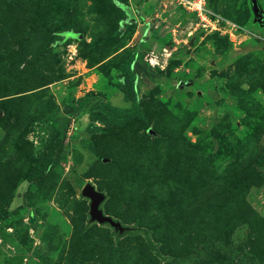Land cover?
Returning <instances> with one entry per match:
<instances>
[{
    "label": "rangeland",
    "instance_id": "374dc122",
    "mask_svg": "<svg viewBox=\"0 0 264 264\" xmlns=\"http://www.w3.org/2000/svg\"><path fill=\"white\" fill-rule=\"evenodd\" d=\"M104 103L126 121L89 132ZM0 264H264L251 0H0Z\"/></svg>",
    "mask_w": 264,
    "mask_h": 264
},
{
    "label": "trees",
    "instance_id": "16d2710c",
    "mask_svg": "<svg viewBox=\"0 0 264 264\" xmlns=\"http://www.w3.org/2000/svg\"><path fill=\"white\" fill-rule=\"evenodd\" d=\"M68 34L69 33H66V35ZM134 60H135V56L131 54L122 63V69L124 71L123 73L124 82L122 84V91L124 94V100L131 101L133 104L135 103L137 104L138 92H137L136 82H135V72L131 65ZM103 105L109 115H106L102 111H99V110L91 111L89 114V118L91 122L88 124L89 132H93L95 129V126H93L92 122L94 121L96 114H100L101 120L108 125H121L126 121L123 108L111 106L107 103H104ZM82 106H83L82 103L78 104L77 109H80ZM132 116H130L129 118H131ZM61 143H62V139L60 137V139L58 140L56 144L50 145L48 149L46 150V153L42 154L39 157L38 162H37V168L39 169V171H41V173H44L45 170L54 163L55 156L58 150L57 148ZM35 177L37 176L28 177V180L31 181Z\"/></svg>",
    "mask_w": 264,
    "mask_h": 264
},
{
    "label": "water",
    "instance_id": "95a60500",
    "mask_svg": "<svg viewBox=\"0 0 264 264\" xmlns=\"http://www.w3.org/2000/svg\"><path fill=\"white\" fill-rule=\"evenodd\" d=\"M252 9L257 18L261 21L264 18V14L261 12V8L258 4V0H251ZM83 195L90 197L92 202L90 204V212L92 214V218L97 220L98 222H103L105 220H109V218L103 214V211L99 208V204L103 200V194L95 189L91 184H86L82 190Z\"/></svg>",
    "mask_w": 264,
    "mask_h": 264
},
{
    "label": "built area",
    "instance_id": "2783aa9c",
    "mask_svg": "<svg viewBox=\"0 0 264 264\" xmlns=\"http://www.w3.org/2000/svg\"><path fill=\"white\" fill-rule=\"evenodd\" d=\"M196 5H197V6H199V4H198V3H197ZM197 6H196V8H197L199 11H201V9H200V8H201V6H199L200 8H199V7H197Z\"/></svg>",
    "mask_w": 264,
    "mask_h": 264
}]
</instances>
